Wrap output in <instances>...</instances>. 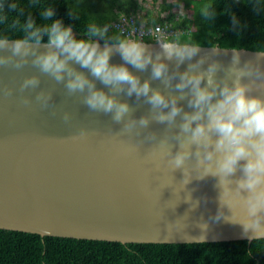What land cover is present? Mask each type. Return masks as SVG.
Wrapping results in <instances>:
<instances>
[{"label":"clouds","instance_id":"1","mask_svg":"<svg viewBox=\"0 0 264 264\" xmlns=\"http://www.w3.org/2000/svg\"><path fill=\"white\" fill-rule=\"evenodd\" d=\"M245 2L256 11L264 9V0ZM17 7L16 0H0V9ZM179 7L182 12L183 4ZM199 14L215 22L217 7L205 4ZM39 15L46 23L28 15L19 25L21 34L0 35V69L22 74L18 87L0 88L4 95H18L25 105L37 103L55 111L53 89L41 86L46 76L62 85L66 95L79 96L90 110L110 113L113 121L122 122L117 134L139 137L153 121L166 125L159 138L156 131L147 132L145 139L155 141L150 162L164 164L170 172L182 170L179 192L194 178H217L216 213L195 221L200 239L210 221L221 218L240 225L249 239L264 238V48L242 62L239 47H231L225 64L217 59L219 46L202 50L199 43L170 39L158 40L159 48L153 49L142 39L110 34L108 24L90 22L78 34L51 4ZM68 15L79 19L75 11ZM231 20L237 32L244 26L234 12ZM115 53L121 62H112ZM28 64L36 71L25 72ZM143 72L149 75L141 78ZM97 81L105 87H98ZM121 93L150 105L149 113L138 119L131 115L134 109ZM62 116L69 121L72 113L65 110ZM202 199L206 202L207 197L194 198L191 191L184 196L190 211L198 209ZM225 207L231 215L224 214ZM187 220L188 212L170 222L168 231L186 228Z\"/></svg>","mask_w":264,"mask_h":264},{"label":"water","instance_id":"2","mask_svg":"<svg viewBox=\"0 0 264 264\" xmlns=\"http://www.w3.org/2000/svg\"><path fill=\"white\" fill-rule=\"evenodd\" d=\"M147 43L159 48L158 41ZM200 46L202 50L213 47ZM239 49L242 62L254 59L257 51ZM231 54L232 48L222 47L217 59L227 64ZM111 60L121 62L119 53ZM32 71L36 69L26 65L25 72ZM140 75L144 78L149 73ZM21 79V73L0 69V88L18 87ZM41 86L53 89L55 111L37 103L25 105L18 95L0 91L1 229L121 243L254 240L243 234L240 225L223 218L210 221L206 236L200 239L195 221L216 213L217 178H194L179 192L182 170L170 172L164 164L156 167L150 162L149 150L155 141L145 139L147 132L156 131L159 138L166 125L153 121L139 137L117 134L123 123L113 121L110 113L90 110L79 96L66 95L63 86L49 77H42ZM97 86L105 87L99 81ZM120 95L137 119L149 113L150 105ZM65 110L72 113L69 121L63 119ZM188 191L194 198L206 196V202L202 199L200 207L190 211L184 202ZM186 212L188 226L168 231L167 225ZM224 214L231 215L227 207Z\"/></svg>","mask_w":264,"mask_h":264},{"label":"trees","instance_id":"3","mask_svg":"<svg viewBox=\"0 0 264 264\" xmlns=\"http://www.w3.org/2000/svg\"><path fill=\"white\" fill-rule=\"evenodd\" d=\"M16 10L0 9V35L16 36L26 16L46 23L39 15L53 5L56 15L72 23L78 34L90 22L110 25V34L126 37L112 26L121 16L138 23L161 24L180 33L167 40L226 48H264V9L256 11L245 0H16ZM214 3L215 22L204 20L200 8ZM183 4V10L179 7ZM229 9V11H227ZM75 11L73 20L68 11ZM234 12L244 25L232 28ZM19 22V24L17 23ZM16 24V28L13 25ZM112 26V27H111ZM103 42V41H101ZM0 264H264V238L198 243H121L41 236L0 228Z\"/></svg>","mask_w":264,"mask_h":264},{"label":"built area","instance_id":"4","mask_svg":"<svg viewBox=\"0 0 264 264\" xmlns=\"http://www.w3.org/2000/svg\"><path fill=\"white\" fill-rule=\"evenodd\" d=\"M112 26L118 28L126 37H135L144 41L149 40L153 42L158 40H167L168 38L175 37L180 33L179 30L168 29L161 24H140L132 16H121L112 23Z\"/></svg>","mask_w":264,"mask_h":264},{"label":"bare ground","instance_id":"5","mask_svg":"<svg viewBox=\"0 0 264 264\" xmlns=\"http://www.w3.org/2000/svg\"><path fill=\"white\" fill-rule=\"evenodd\" d=\"M140 24H142V23H140ZM146 42H153V41H149V40H145Z\"/></svg>","mask_w":264,"mask_h":264},{"label":"rangeland","instance_id":"6","mask_svg":"<svg viewBox=\"0 0 264 264\" xmlns=\"http://www.w3.org/2000/svg\"><path fill=\"white\" fill-rule=\"evenodd\" d=\"M175 40V39H174Z\"/></svg>","mask_w":264,"mask_h":264}]
</instances>
